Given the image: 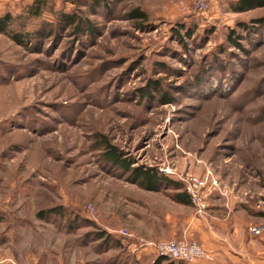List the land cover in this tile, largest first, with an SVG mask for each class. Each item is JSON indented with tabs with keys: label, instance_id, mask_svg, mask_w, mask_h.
Masks as SVG:
<instances>
[{
	"label": "rangeland",
	"instance_id": "1",
	"mask_svg": "<svg viewBox=\"0 0 264 264\" xmlns=\"http://www.w3.org/2000/svg\"><path fill=\"white\" fill-rule=\"evenodd\" d=\"M82 1L46 0L33 17L34 0H0V18L13 20L0 33V264L18 263L2 249L31 264L40 245L46 263H79L103 228L127 231V252L174 239L207 252L194 238L160 241L161 201L178 197L192 215L208 219L218 203L253 220L250 234L264 226V8ZM135 170L153 171L158 188L140 187ZM20 205L28 218L17 225L8 213ZM53 209L42 222L56 236L38 238L33 217Z\"/></svg>",
	"mask_w": 264,
	"mask_h": 264
},
{
	"label": "crops",
	"instance_id": "2",
	"mask_svg": "<svg viewBox=\"0 0 264 264\" xmlns=\"http://www.w3.org/2000/svg\"><path fill=\"white\" fill-rule=\"evenodd\" d=\"M151 199H154L157 203L161 201V197H151ZM181 203L177 202L170 206L166 201H161L160 207L162 214L164 213L163 216H166V225L169 230L160 237L162 239L160 241L168 240L172 237H188L198 240L212 258L210 261L201 260L194 264H264V232L259 235L250 234L248 232V226L253 220L246 218L241 211L230 210L229 214H225L220 209L224 205L215 203L213 206H210V211H208L212 215L206 219L204 216L192 215L190 209ZM15 209V214L8 213V218L10 217V219L16 220L17 225H22L25 219L28 218L25 214V207L24 205H20ZM53 217H55L54 211L51 214H45L44 218H38V216L33 217V223L37 226L36 234L38 238L42 235L45 236V232H48V235L56 236L57 230L55 229V224L42 222L47 218L50 219ZM42 224L48 229L41 230L40 227H43ZM19 229L23 231V228L20 227ZM102 230L103 235L97 234L99 239L85 246L88 249L89 256L86 259H82L79 262L80 264H185L179 261L161 258L150 247H135L127 252L125 250L127 240L124 237L117 235V233L114 234L108 228H103ZM10 231V235L6 236L7 240L5 241L13 239L12 235L14 230L11 229ZM101 243L104 246L108 245L110 247L106 252L103 250L104 253L103 251H94L92 245L96 244L98 249ZM35 250L36 252L33 253L30 260L31 264H50L44 261L47 256H50L49 248L40 245ZM2 251L5 255H11L16 258L19 264H25L22 254L18 255L17 253H11L9 250L4 249ZM79 263L71 260V262H67L66 264Z\"/></svg>",
	"mask_w": 264,
	"mask_h": 264
},
{
	"label": "trees",
	"instance_id": "3",
	"mask_svg": "<svg viewBox=\"0 0 264 264\" xmlns=\"http://www.w3.org/2000/svg\"><path fill=\"white\" fill-rule=\"evenodd\" d=\"M68 2L74 3L76 4V2H83L82 0H66ZM92 2L91 7H93L94 9L100 5H106L108 4L109 0H90ZM116 3H120L123 2L124 0H112ZM46 7V0H34V3L31 5L30 9L28 10V12L33 16V17H38L41 15V13L43 12L44 8ZM232 8L234 9V12L236 13H243L255 8H264V0H240L239 2H237V4H233ZM69 18V17H67ZM75 18V17H74ZM132 19H146V15L142 12H140L139 9H136L133 11L132 15H131ZM13 22L12 20V16L10 14L5 15L4 18H0V33L3 34H7V29L9 28V26L11 25V23ZM260 23V21H258ZM235 35L234 32H231V35ZM14 41H16L17 43H19L20 45H23V40L24 37H13ZM232 40V39H231ZM234 43H236V40L234 41ZM239 45V44H238ZM163 100V99H162ZM163 102L166 104L167 102L171 103V99L164 97ZM111 149L107 152L108 156L110 157V159L114 160V162H119L121 161V158L119 155H117V152L110 147ZM124 168L129 170L131 168L130 163H127L124 161ZM134 174L137 175V178L139 179H143L142 183L140 184V187L142 188H146L147 190H156L157 184L160 181V178L158 177V175H156L153 171H144L141 172L140 170H135ZM179 202H183L185 204H188V201L185 200H181L178 199ZM57 212V209H53L50 211H46V212H40L38 213V218H44L45 214H51L52 212Z\"/></svg>",
	"mask_w": 264,
	"mask_h": 264
},
{
	"label": "built area",
	"instance_id": "4",
	"mask_svg": "<svg viewBox=\"0 0 264 264\" xmlns=\"http://www.w3.org/2000/svg\"><path fill=\"white\" fill-rule=\"evenodd\" d=\"M209 0H200L198 5L200 7L205 6ZM193 192L194 200L198 199L197 193ZM264 231V226L255 227L251 229L252 235H259ZM117 235H121L126 240L130 239V234L127 231H118ZM141 248H153L156 254L164 259H170L174 261H179L185 264H194L201 260H211L210 255L195 241H190L188 239H174L170 241L161 242L158 244L144 242L138 245ZM11 264H19L10 260Z\"/></svg>",
	"mask_w": 264,
	"mask_h": 264
}]
</instances>
